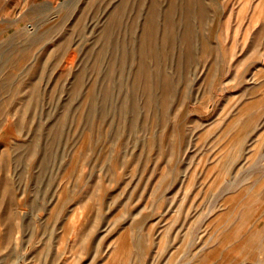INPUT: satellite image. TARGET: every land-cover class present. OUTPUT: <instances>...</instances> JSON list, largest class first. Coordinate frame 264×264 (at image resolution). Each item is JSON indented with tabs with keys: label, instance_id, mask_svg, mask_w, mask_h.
<instances>
[{
	"label": "rangeland",
	"instance_id": "1",
	"mask_svg": "<svg viewBox=\"0 0 264 264\" xmlns=\"http://www.w3.org/2000/svg\"><path fill=\"white\" fill-rule=\"evenodd\" d=\"M0 50V264H264V0H0Z\"/></svg>",
	"mask_w": 264,
	"mask_h": 264
},
{
	"label": "bare ground",
	"instance_id": "2",
	"mask_svg": "<svg viewBox=\"0 0 264 264\" xmlns=\"http://www.w3.org/2000/svg\"><path fill=\"white\" fill-rule=\"evenodd\" d=\"M175 2V1H174ZM123 3V2H122ZM144 33V32H143ZM47 35L48 34H46L45 35V37L44 38H46L47 37ZM142 41V40H141ZM25 48V47H24ZM20 52H22V54L21 55H23V54H25L26 53V50L25 49H22ZM20 55V56H21ZM23 57H24V55H23ZM15 60H14V58H13V56L12 55H10V56H7L6 55V52L4 51V50H0V81L3 79V78H6L7 77V72L5 71V68L7 67V66H9V67H12V65H13V62H14ZM9 69V68H8ZM6 81V80H5ZM33 91V90H32ZM8 94V98H6V99H4L3 100V103L2 104H0V117L3 115V114H5V113H7V111H5L6 109H8V107H10L12 104H13V102H12V98L10 97V95L13 93V91L9 88V87H7L6 85H2L1 83H0V96H2V94ZM0 99H2V98H0ZM30 102H36V91L34 90L33 91V96L30 98V100H29ZM27 102V101H26ZM1 120V119H0ZM20 120H22V117H21V119Z\"/></svg>",
	"mask_w": 264,
	"mask_h": 264
}]
</instances>
